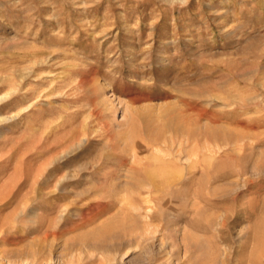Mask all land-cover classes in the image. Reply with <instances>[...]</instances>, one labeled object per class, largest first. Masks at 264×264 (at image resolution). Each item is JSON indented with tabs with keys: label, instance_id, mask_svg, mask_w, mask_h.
I'll return each mask as SVG.
<instances>
[{
	"label": "rangeland",
	"instance_id": "obj_1",
	"mask_svg": "<svg viewBox=\"0 0 264 264\" xmlns=\"http://www.w3.org/2000/svg\"><path fill=\"white\" fill-rule=\"evenodd\" d=\"M1 96L0 264H264V0H0Z\"/></svg>",
	"mask_w": 264,
	"mask_h": 264
},
{
	"label": "bare ground",
	"instance_id": "obj_2",
	"mask_svg": "<svg viewBox=\"0 0 264 264\" xmlns=\"http://www.w3.org/2000/svg\"><path fill=\"white\" fill-rule=\"evenodd\" d=\"M39 63H40V62H39ZM44 63H46V62H44ZM180 67H181V66H180ZM180 70H181V69H180ZM28 72H29V71H28ZM91 73H92V72H91ZM25 74H27V73H25ZM25 74H24V75H25ZM28 74H29V73H28ZM35 75H36V74H35ZM85 75H86V74H85ZM46 76H47V75H46ZM86 76H87V75H86ZM38 77H40V76H38ZM38 77H37V78H38ZM90 77H92V75H91ZM87 78H88V77H87ZM163 78H164V77H163ZM91 79H92V78H91ZM164 79H165V78H164ZM38 80H39V79H38ZM153 80H154V79H153ZM166 80H168V79H166ZM147 81H148V80H147ZM69 82H70V81H69ZM95 82H96V81H95ZM166 82H168V81H166ZM173 82H174V81H173ZM173 82H172V83H173ZM67 83H68V82H67ZM67 83H66V84H67ZM100 83H101V82H100ZM70 84H71V82H70ZM182 84H183V83H182ZM113 85H114V84H113ZM113 85H110V87L113 86ZM104 86L107 88L106 85H104ZM63 87H65V86H63ZM194 87H195V86H194ZM48 88H49V87H48ZM114 88H115V87H114ZM195 88H196V87H195ZM75 89H76V88H75ZM122 89H123V88H122ZM191 89H192V88H191ZM119 90H120V89H119ZM124 90H125V89H124ZM12 91H13V90H12ZM14 91H15V90H14ZM180 92H181V91H180ZM84 93H85V92H84ZM227 93H228V92H227ZM229 93H230V92H229ZM229 93H228V94H229ZM4 94H5V93H4ZM96 94H97V91H94V92H93V95H96ZM103 94H104V93H103ZM190 94H191V93H190ZM207 94H209V93H207ZM228 94H227V95H228ZM2 95H3V94H2ZM59 95H60V94H59ZM144 95H145V94H142L141 97L144 96ZM204 95H205V94H204ZM230 95H232V93L229 94V96H230ZM239 95H240V94H239ZM101 96H103V95H101ZM133 96H134V95H133ZM146 96H147V94H146ZM232 96H233V95H232ZM5 97H6V96H5ZM141 97H140V98H141ZM211 97H212V96H211ZM240 97H241V96H240ZM1 98H2V96L0 97V99H1ZM106 98H107V97H106ZM144 98H145V97H144ZM209 98H210V97H209ZM215 98H216V97H215ZM242 98H243V97H242ZM22 99H23V98H22ZM26 99H27V98H26ZM100 99H101V98H100ZM145 99H146V98H145ZM218 99H219V98H218ZM247 99H248V98H247ZM101 100H102V99H101ZM126 100H127V99H126ZM102 101H103V100H102ZM111 102H112V101H111ZM171 102H172V101H171ZM105 103H106V102H105ZM125 103H126V102H125ZM241 103H242V102H241ZM96 104H97V103H95V105H96ZM102 104H103V103H102ZM130 104H131V103H130ZM171 104H172V103H171ZM87 105H88V104H87ZM93 105H94V104H93ZM167 105H168V104H167ZM114 106H115V105H113V107H114ZM141 106H142V105H141ZM177 106H179V104H178ZM177 106H176V107H177ZM180 106H181V105H180ZM198 106H199V105H198ZM92 107L94 108L95 106H92ZM148 107H149V106H148ZM151 107H152V106H150L149 108H151ZM93 108H92V109H93ZM103 108H104V107H103ZM110 108H111V107H110ZM172 108H173V107H172ZM177 108H178V107H177ZM196 108H197V107H196ZM90 109H91V108H90ZM98 109H99V108H98ZM101 109H102V108H101ZM101 109H100V111L98 110L99 113H101V111H102ZM105 109H106V108H105ZM111 109H112V108H111ZM114 109H115V108H114ZM147 109H148V108H147ZM182 109H183V108H182ZM95 110H96V109H95ZM106 110H107V109H106ZM142 110H143V109H142ZM142 110H141V111H142ZM178 110H179V109H177V111H178ZM107 111H108V110H107ZM129 111H130V109H129ZM141 111H140V112H141ZM177 111H175V112H177ZM86 112H87V111H86ZM89 112H90V111H89ZM140 112H139V113H140ZM144 112H145V110H144ZM144 112H143V113H144ZM180 112H181V113H180ZM180 112H179V113L182 114L181 109H180ZM97 113H98V112H97ZM135 113H136V112H135ZM135 113H134V114H135ZM139 113H137V114H139ZM165 113H166V112H165ZM86 114H87V113H86ZM141 114H142V113H141ZM144 114H145V113H144ZM175 114L178 115V113H175ZM175 114H174V115H175ZM92 115H93V114H92ZM130 115H131V114H130ZM145 115H147V114H145ZM169 116H170V115H169ZM91 117H92V116H91ZM93 117H94V116H93ZM139 117H140V116H139ZM171 117H172V116H171ZM171 117H170V118H171ZM130 118H131V117H130ZM194 118H195V117H194ZM201 118H202V117H201ZM173 119H174V118H173ZM185 119H186L185 121H187V123H188V121H190V120H187V119H189V117H188V118H185ZM83 120H84V119H83ZM133 120H134V119H133ZM169 120H170V119H169ZM169 120H168V119L165 120V121H168V122H169V123L167 122L168 124H165V126H166L167 128H164V126L161 127V128L166 129V132H165V133H168L167 130H168V129L170 130V128H171V130L175 131V134H176V132H178V133H182V134H184L185 136L188 137V138L186 137L187 139H189V137H191L192 135H193V136L196 135V133H197V131H196V130H197L196 127L191 128V127H189V125H188V126H187V124H186V125H183L181 122H180V123H181V124H180V123L177 122V121H175V122H173V123H170ZM178 120H179V119H178ZM99 121H101V119H100ZM129 121H130V120H129ZM129 121H128V122H129ZM182 121H183V120H182ZM101 122H102V121H101ZM146 122H148V120H146ZM163 122H164V121H163ZM85 123H86V121H85ZM91 123H92V122H91ZM102 123H103V122H102ZM143 123H144V122H143ZM165 123H166V122H165ZM194 123H195V122H194ZM194 123H192L191 125H193ZM83 124H84V123H83ZM127 124H128V123H127ZM131 124H132V123H131ZM146 124H147V123H144L145 126H146ZM188 124H189V123H188ZM147 125H148V127L146 126V127H147L146 129H149V124H147ZM162 125H163V124H162ZM191 125H190V126H191ZM99 126H100V125H99ZM107 126H108V125H106V129H105V131L110 132V130H109V128H107ZM194 126H195V125H194ZM198 126H200V125H198ZM143 127H144V126H143ZM156 127H157V126H156ZM156 127H155V130H156ZM158 127H159V126H158ZM217 127H219V126H217ZM73 128H74V127H73ZM110 128H111V127H110ZM124 128H125V127H124ZM152 128H153V127H152ZM152 128H151V131H152L153 134L151 133L152 136H149V137H150L149 139H154V141H157V142H158V140L161 139V138H159V137H161V136L157 135L156 133L154 134ZM208 128H209V127H208ZM210 128H211V127H210ZM210 128H209V129H210ZM215 128H216V127H215ZM78 129H80V128H78ZM95 129H96V128H95ZM115 129H116V128H115ZM133 129H134V128H133L132 125H128V128H126V129H124V130L122 129V131H119V134H120V135H118V132H117V133L115 132V133H116L115 135H116V136H117V135H118V136H121V135L126 136L128 133H131V134H132V132H134ZM157 129H158V128H157ZM159 129H160V128H159ZM219 129H221V127H220ZM223 129H224V128H223ZM71 130H72V129H71ZM102 130H103V129H102ZM136 130H137V129H135V131H136ZM155 130H154V131H155ZM161 130H162V129H161ZM161 130H160V131H161ZM221 130H222V129H221ZM83 131H84V130H83ZM83 131H82V132H83ZM112 131H113V130H112ZM164 131H165V130H164ZM164 131H163V132H164ZM198 131H199V130H198ZM222 131H223V130H222ZM222 131H221V132H222ZM76 132H77V131H76ZM76 132H75V133H76ZM84 132H85V131H84ZM138 132H139V130H138ZM145 132H147V131L145 130ZM149 132H150V131H149ZM158 132H159V131H157V133H158ZM171 132H172V131H171ZM171 132H169V133H171ZM200 132H201V131H200ZM207 132H208V131H207ZM218 132H219V131H218ZM223 132H224V131H223ZM226 132H227V131H226ZM71 133H72V132H71ZM77 133H78V132H77ZM91 133H92V132H91ZM139 133H140V132H139ZM159 133H160V132H159ZM165 133H163V134H165ZM214 133H215V131H214ZM69 134H70V133H69ZM78 134H79V133H78ZM151 134H150V135H151ZM171 134L174 135L173 132H172ZM201 134H202V133H200V135H201ZM204 134H205V133H204ZM216 134H217V132H216ZM219 134H220V133H219ZM222 134H223V133H222ZM74 135H75V134H74ZM111 135H112V134H111ZM111 135H110V136H111ZM137 135H138V134H137ZM165 135H166V134H165ZM177 135H178V134H177ZM198 135H199V134H198ZM205 135H206V134H205ZM208 135H211L210 132H209ZM213 135H214V134H213ZM213 135H212V136H213ZM226 135H228V134H226ZM71 136H72V135H71ZM71 136H70V137H71ZM78 136H80V135H78ZM78 136H75V137H78ZM135 136H136V135H135ZM135 136H134V137H135ZM140 136H141V135H140ZM146 136H147V134H146ZM166 136H167V135H166ZM182 136H183V135H182ZM185 136H184V138H185ZM196 136H197V135H196ZM222 136H223V135H222ZM70 137H69V138H70ZM83 137H85V136L83 135ZM86 137H87V136H86ZM164 137H165V136L163 135V138H164ZM167 137H168V136H167ZM167 137H166V139H167ZM216 137H217V136H216ZM218 137H219V136H218ZM223 137H226V136H223ZM223 137H222V139H223ZM69 138H68V139H69ZM87 138H88V137H87ZM112 138H113V137H112ZM116 138H117V137H116ZM119 138H120V137H119ZM123 138H124V137H123ZM147 138H148V136H147ZM173 138H174V136H173ZM173 138H172V139H173ZM179 138H180V137H179ZM184 138H183V139H184ZM202 138H204V137L202 136ZM213 138H214V137H213ZM213 138H212V140H213ZM228 138H229V137H228ZM228 138H227V139H228ZM113 139H114V138H113ZM113 139H112V140H113ZM164 139H165V138H164ZM196 139H197V138H196ZM204 139H205V138H204ZM225 139H226V138H225ZM225 139H224V140H225ZM109 140H110V139H109ZM168 140H169V139H168ZM180 140H182V139H180ZM64 141H65V140H64ZM78 141H79V140H78ZM80 141H81V140H80ZM86 141H87V140H86ZM122 141H123V140H122ZM125 141H126V139H125ZM128 141H129V140H128ZM133 141H134V140H133ZM144 141H146V140L144 139ZM160 141L165 142L166 140L164 141L163 139H161ZM173 141H174V140H173ZM175 141H176V139H175ZM191 141H192V140H191ZM191 141H189V142L191 143ZM194 141H195V139H194ZM194 141H193V142H194ZM203 141H204V140H203ZM206 141H207V140H206ZM226 141H227V140H226ZM60 142H61V141H60ZM65 142H66V141H65ZM105 142H106V141H105ZM113 142H114V141H113ZM166 142H167V141H166ZM189 142L187 141V143H189ZM216 142H218V141H216ZM81 143H82V142H81ZM185 143H186V142H185ZM185 143H184V144H185ZM207 143H208V142H207ZM209 143H210V142H209ZM209 143H208V144H209ZM213 143H215V142H213ZM60 144H61V143H60ZM115 144H116V142H115ZM123 144H124V143H123ZM149 144H151V142H150ZM163 144H164V143H163ZM172 144H173V143H172ZM201 144H202V143H201ZM208 144H207V145H208ZM119 145H120V144H119ZM130 145H131V147L133 146L132 143H131ZM169 145H170V144H169ZM195 145H197V144H195ZM207 145H206V146H207ZM166 146H167V145H166ZM177 146H178V145H177ZM181 146H182V145H181ZM191 146H192V148H193V144H192ZM210 146H211V144H210ZM114 147H115V145H114ZM131 147H129V148H131ZM168 147H169V146H168ZM196 147H197V146H196ZM198 147H199V146H198ZM207 147H208V146H207ZM207 147H206V149H207ZM211 147L213 148V145H212ZM211 147H210V148H211ZM105 148H106V147H105ZM126 148H128V147H126ZM129 148H128V149H129ZM169 148H170V147H169ZM179 148H180V147H179ZM112 149H113V147H112ZM132 149H133V147H132ZM157 149H158V148H157ZM197 149H198V148H197ZM213 149H214V148H213ZM107 150H108V149H107ZM110 150H111V149H110ZM110 150H109V152H110ZM126 150H127V149H126ZM192 150H194V148H193ZM203 150H204V149H203ZM214 150H215V149H214ZM120 151H121V150H120ZM128 151H130V149H129ZM195 151H196V150H195ZM147 152H148V151H147ZM158 152L161 153V149H158ZM180 152H181V150H180ZM180 152H179V153H180ZM190 152H192V151H190ZM212 152H214V151H212ZM65 153H66V152H65ZM110 153H111V152H110ZM115 153H116V151H115ZM159 153H158V154H159ZM200 153H201V152H200ZM62 154H63V153H62ZM133 154H134V153H133ZM144 154H145V153H144ZM196 154H197V153H196ZM145 155H146V154H145ZM145 155H144V156H145ZM193 155H194L193 157H195V154H193ZM66 156H67V155H65V157H66ZM102 156H103V155H102ZM113 156H114V154H113ZM115 156H117V154H116ZM140 157H141V156H140ZM167 157H168V158H167ZM169 157H170V152H166V153H165V152L163 151V153H162L161 155H156L155 158H154V160L156 161V163H157V161H158V164H159V165H158V166L156 165L157 167L152 166V167H149V168L147 167V169H145L147 176L152 180V182H156V183L159 184V185H160V184H163V185H164V184H166V183H170L172 180H175V179H176V177L178 176V175H177V172L174 171L173 169H171V167L168 165V163H170V158H171V157H170V158H169ZM103 158H104V157H103ZM110 158H111V157H110ZM132 158H133V157H131V159H132ZM141 158H142V157H141ZM144 158H145V157H144ZM195 158H196V157H195ZM142 159H143V158H142ZM142 159H140V160H142ZM178 159H179V158H178ZM199 159H200V158H199ZM98 160H99V159H98ZM105 160H106V159H105ZM138 160H139V159H138ZM140 160H139V161H140ZM130 161H131V160H130ZM135 161H136V160H135ZM135 161H134V162H135ZM195 161H196V159H195ZM107 162H108V161H107ZM159 162H160V163H159ZM196 162H197V161H196ZM97 163H98V162H97ZM97 163L94 164V167H95V165H97ZM162 164H163V165H162ZM140 165H141V164H140ZM197 165H198V164H197ZM90 166H91V164H90ZM142 167H143V166H142ZM194 167H195V166H193V168H194ZM189 169H191V168H189ZM99 170H100V169H99ZM181 175H182V174H181ZM39 177H41V176H39ZM37 179H38V178H37ZM42 179H44V178H42ZM38 180H40V179H38ZM58 180H59V179H58ZM179 180H180V179H179ZM42 181H43V180H42ZM143 181H144V180H143ZM176 181H177V180H176ZM176 181H175V182H176ZM145 183H146V181H145ZM145 185H146V184H145ZM149 185H150V184H149ZM154 185H155V184H154ZM159 185H158V186H159ZM55 186H56V185H55ZM155 186H156V185H155ZM155 186H154V187H155ZM58 187H59V186H58ZM95 187H96V186H95ZM100 187H101V186H100ZM160 187H162V185H160ZM53 188H54V186H53ZM96 188H97V187H96ZM98 188H99V187H98ZM147 188H149V187H147ZM100 189H101V188H100ZM102 189H103V187H102ZM102 189H101V190H102ZM129 189H130V188H129ZM50 190H51V189H50ZM50 190H47V191H50ZM94 190H95V189H94ZM133 190H134V189H133ZM147 190H148V189H147ZM157 190H158V189H157ZM89 191H90V190H89ZM92 191H93V190H92ZM123 191H124V190H123ZM165 191H166V190H165ZM41 192H43V191H41ZM128 192H129V191H128ZM136 192H137V191H136ZM45 193H46V192H45ZM86 193H87V192H86ZM93 193H94V192H93ZM100 193H101V192H100ZM105 193H106V192H105ZM105 193H104V194H105ZM122 193H123V192H122ZM48 194H49V192H48ZM95 194H96V193H95ZM124 194H125V191H124V193L121 194V195H124ZM46 195H47V194H46ZM148 195H149V194H148ZM103 196H104V195H103ZM103 196H101V197H103ZM103 198H106V197H103ZM148 198H149V197H148ZM146 199H147V198H146ZM62 200H63V199H62ZM127 200H128V199H127ZM147 201H148V200H147ZM119 202H120V201H119ZM146 203H147V202H146ZM51 205H52V204H51ZM118 205H120V203H119ZM118 205H117V206H118ZM68 206H69V205H68ZM70 206H71V205H70ZM79 206H81V205H79ZM63 213H65V212H63ZM66 213H70V212H66ZM62 215H63V214H62ZM120 215H121V214H120ZM39 216H40V215H39ZM63 218H64V217H63ZM63 218H62V219H63ZM87 218L89 219V217H87ZM40 219H41V218H40ZM116 220H117V219H116ZM48 221H49V220H48ZM109 222H110V221H109ZM106 223H107V222H106ZM82 224H83V223H82ZM46 225H47V223H46ZM46 225H45V228H46ZM34 226H35V225H34ZM101 226H102V225H101ZM145 226H146V225H145ZM101 229H102V228H101ZM98 231H99V230H98ZM20 236H21V235H20ZM44 237H45V238L47 237V233H44ZM52 240H54V239H52ZM44 242H45V241H44ZM49 244H50V243H49ZM50 246H51V245H50ZM50 249H51V248H50ZM51 250H52V249H51ZM51 250H50V251H51ZM32 251L34 252L35 250L32 249ZM32 251H31V252H32ZM47 253H48V252H47ZM42 255H43V254H42ZM36 257H37V256H36ZM41 258H42V257H41ZM41 258H40V259H41ZM43 258H44V257H43ZM45 258H46V257H45ZM49 258H50V257H49ZM41 260H42V259H41ZM28 261H29V262H28ZM28 261H27V262L30 264L31 262L35 261V259L32 258V259H30V260H28ZM39 261H40V260H39ZM47 261H48V259H47ZM48 262H49V261H48ZM34 264H35V263H34Z\"/></svg>",
	"mask_w": 264,
	"mask_h": 264
}]
</instances>
